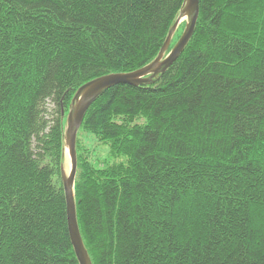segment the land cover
Listing matches in <instances>:
<instances>
[{
  "label": "trees",
  "instance_id": "obj_1",
  "mask_svg": "<svg viewBox=\"0 0 264 264\" xmlns=\"http://www.w3.org/2000/svg\"><path fill=\"white\" fill-rule=\"evenodd\" d=\"M185 4L0 0V264H80L62 181L75 94L154 61ZM77 156L92 264H264V0H200L166 71L89 107Z\"/></svg>",
  "mask_w": 264,
  "mask_h": 264
},
{
  "label": "water",
  "instance_id": "obj_2",
  "mask_svg": "<svg viewBox=\"0 0 264 264\" xmlns=\"http://www.w3.org/2000/svg\"><path fill=\"white\" fill-rule=\"evenodd\" d=\"M199 14L200 0H186V4L180 16L172 27L160 54L154 61L131 72L111 73L97 77L80 87L75 94L66 126V151H68L71 159V171L69 175L63 171L62 181L67 200L70 236L80 264H92L81 234L75 199V182L78 171L77 138L85 115L89 107L97 100L104 90L118 84L140 85L142 83L151 82L156 75L166 71V69L177 60L192 37ZM185 16L189 21L186 24L184 33L175 47L166 54L173 35Z\"/></svg>",
  "mask_w": 264,
  "mask_h": 264
},
{
  "label": "rangeland",
  "instance_id": "obj_3",
  "mask_svg": "<svg viewBox=\"0 0 264 264\" xmlns=\"http://www.w3.org/2000/svg\"><path fill=\"white\" fill-rule=\"evenodd\" d=\"M188 21H189V19L185 16V17L182 19V22L180 23L179 26L181 27L183 24H187ZM67 118H68V117H67ZM89 140L91 141L90 144L96 146V143H95V141H94L93 139H89ZM90 144H89V145H90ZM99 147L102 149V151H100V153H99V157H98V158H104V157H106V156H107L106 148L101 147V146H99ZM66 152H67V154H66V161H65L64 172H65L67 175H69V173H70V171H71V159H70V156H69L68 151H66ZM93 158H97V155H93ZM76 178H77V176H76ZM75 183H76V182H75Z\"/></svg>",
  "mask_w": 264,
  "mask_h": 264
}]
</instances>
